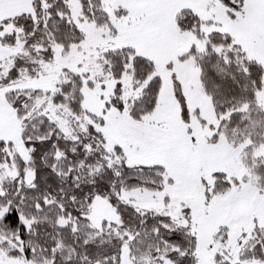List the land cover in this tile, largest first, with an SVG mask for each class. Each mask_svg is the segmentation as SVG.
<instances>
[{"label": "snow or ice", "instance_id": "obj_1", "mask_svg": "<svg viewBox=\"0 0 264 264\" xmlns=\"http://www.w3.org/2000/svg\"><path fill=\"white\" fill-rule=\"evenodd\" d=\"M0 264H264V0H0Z\"/></svg>", "mask_w": 264, "mask_h": 264}]
</instances>
